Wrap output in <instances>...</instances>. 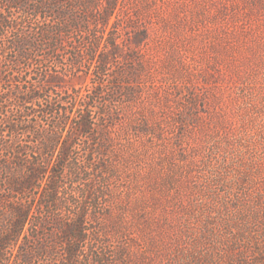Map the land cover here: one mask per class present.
Segmentation results:
<instances>
[{
  "label": "rangeland",
  "instance_id": "374dc122",
  "mask_svg": "<svg viewBox=\"0 0 264 264\" xmlns=\"http://www.w3.org/2000/svg\"><path fill=\"white\" fill-rule=\"evenodd\" d=\"M111 3L106 31L118 38L98 52L105 71L89 64L86 34L75 31L60 56L62 78L47 81L72 94L103 82L86 99L92 136L75 138L71 152L92 160L66 179L95 230L77 263L264 264V0L104 1ZM25 19L34 27V16ZM39 59L27 77L61 69ZM12 91L0 84V122L11 119L20 140L36 143L21 128L38 114L51 128L42 105L17 102ZM53 226L44 231L58 240V253L34 256V264L64 261Z\"/></svg>",
  "mask_w": 264,
  "mask_h": 264
},
{
  "label": "trees",
  "instance_id": "16d2710c",
  "mask_svg": "<svg viewBox=\"0 0 264 264\" xmlns=\"http://www.w3.org/2000/svg\"><path fill=\"white\" fill-rule=\"evenodd\" d=\"M65 1L68 6L63 4ZM104 1L0 0V33L5 37L0 43V53L5 56L4 60L0 57V84H10L17 102H39L42 118L47 117L51 125L49 128L40 124L38 114L33 118L34 123L21 128L25 130L22 133L35 135V143L33 138L20 140L17 124L11 119L4 118L0 122L3 126L0 127L3 131L0 134V264H34V256L52 257L53 253H58L55 250L58 240L53 233L44 231L50 222L60 234L59 242L65 243V258L59 264H78V258L86 250L84 243L93 240L95 230L89 225L88 206L79 205L82 198L74 187L67 191L66 179L73 171L80 175L81 167L92 160L91 157L79 160L71 152L75 138L84 134L92 136L95 121L86 113L85 107L90 104L86 99L90 100V93L103 82L94 79L85 92L77 88L72 94L53 88L47 81L57 82L62 78L65 61L60 56L67 38L75 31L86 34L89 64L98 62V67L105 71L106 65L98 61V52L104 46L116 47L118 35L115 30L106 31L108 16L114 13L116 3L105 5ZM2 6L17 8L23 16L21 19L12 17ZM83 8L86 10L82 13ZM33 16L36 19L34 27L38 26L36 30L25 19ZM112 26L116 27V22ZM82 52L85 53L79 51L74 55L72 67L75 70ZM37 56L41 57L39 61L54 60V65H61V69H45L36 79L33 71V75L27 77ZM67 93L68 98L77 100L76 105H65ZM0 105H3L0 108L3 115L4 101L1 99ZM47 113H51V117ZM36 123L39 126H35ZM6 128L10 138L5 137ZM76 181L74 178L70 184L73 186ZM79 183L85 190L86 186Z\"/></svg>",
  "mask_w": 264,
  "mask_h": 264
}]
</instances>
